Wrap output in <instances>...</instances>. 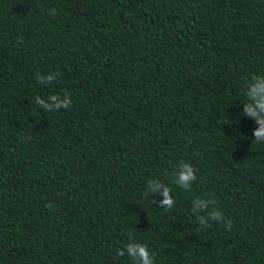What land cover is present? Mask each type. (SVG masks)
I'll return each mask as SVG.
<instances>
[{"label":"trees","instance_id":"obj_1","mask_svg":"<svg viewBox=\"0 0 264 264\" xmlns=\"http://www.w3.org/2000/svg\"><path fill=\"white\" fill-rule=\"evenodd\" d=\"M253 75L264 0H0V264H133L134 240L154 264H264Z\"/></svg>","mask_w":264,"mask_h":264},{"label":"clouds","instance_id":"obj_2","mask_svg":"<svg viewBox=\"0 0 264 264\" xmlns=\"http://www.w3.org/2000/svg\"><path fill=\"white\" fill-rule=\"evenodd\" d=\"M55 13V9L52 10ZM59 75V73H55ZM54 78V74H49L47 76L36 75L38 82L48 83ZM247 102L243 103L244 113L247 116L253 117L258 127L253 129V137L255 141L264 142V76L253 75L251 81L246 84ZM48 100L52 103H47L39 95L36 96L35 103L40 107L47 109L49 111H58L61 108H68L71 105V98L67 93H65L64 99H60L58 95L52 94L48 96ZM195 170L191 165L183 163L179 168L178 176L175 178L174 183L183 189H190L192 181L196 179ZM149 188L152 192L160 191L163 195V200L160 201V207L164 209H170L174 206L175 201L170 194V188L161 182L156 180L148 181ZM147 195V190H145ZM155 203V201H152ZM213 200H206L197 198L192 201L194 207L192 211L197 213V219L202 226H209V221H222L224 219L222 213L218 211L215 207L209 210V205ZM49 207L50 205H45ZM205 212L207 215H199V213ZM226 228L230 227V221L225 223ZM129 239H132L131 234H129ZM127 255L133 262V264H154V257L150 253L148 247L143 244L136 242H128L124 247L118 250L117 255L124 256Z\"/></svg>","mask_w":264,"mask_h":264}]
</instances>
